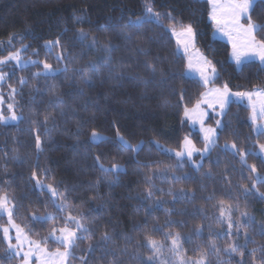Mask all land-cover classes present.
I'll use <instances>...</instances> for the list:
<instances>
[{
	"label": "trees",
	"instance_id": "obj_1",
	"mask_svg": "<svg viewBox=\"0 0 264 264\" xmlns=\"http://www.w3.org/2000/svg\"><path fill=\"white\" fill-rule=\"evenodd\" d=\"M149 6L161 15L160 24L125 27L144 16ZM168 13L193 25L197 49L216 68L215 85L226 84L232 91L264 89V67L248 62L236 68L228 59L229 46L212 39L206 2L0 0V60L21 47L38 59L14 72L4 86L15 89L12 100L20 120L15 125L0 124V195L7 193L15 204L14 223L31 240H47L42 245L50 250L58 248L49 240L52 229L64 227L70 214L83 217L90 231L81 234L84 238L73 248L69 264H82L84 255L88 264H113V250L116 264H149L152 253L146 236L163 246L152 264H179L170 251L176 234L186 264H195L205 254V264H238L239 254L224 251L229 244L246 253L243 264H253V258L257 264L264 260V159L256 153L264 145V133L254 134L249 108L229 106L216 147L199 170L188 162L180 168L166 151L180 149L187 132L185 108L194 107L204 93L201 83L185 74V58L170 35ZM252 19L264 25V0L256 1ZM81 28L87 33L83 41ZM58 39L60 45L48 51L46 42L54 45ZM257 39H264V31ZM58 55L62 59L57 60ZM43 62L51 65L53 74L43 72ZM149 65L155 66V72ZM93 131L103 138L93 142ZM117 133L141 149H126ZM37 134L42 140L39 152ZM191 138L197 148H203L198 133ZM232 144L246 154L243 161L230 149ZM97 156L105 168L115 163L121 171L102 172ZM33 172L42 187L32 179ZM149 175L154 176L151 200L145 199ZM173 176L188 179L172 183ZM49 185L62 194L57 201L65 205L63 211ZM181 189L190 199L169 195ZM243 213L254 223L247 229L242 226L239 233L233 229L229 238L228 217L233 223L246 222ZM6 223L7 218L0 216V228ZM198 227L202 231L196 235ZM105 231L112 236L107 245L101 240ZM210 242H215L219 254ZM6 252L0 231V260L18 264L16 258L8 261Z\"/></svg>",
	"mask_w": 264,
	"mask_h": 264
},
{
	"label": "snow or ice",
	"instance_id": "obj_2",
	"mask_svg": "<svg viewBox=\"0 0 264 264\" xmlns=\"http://www.w3.org/2000/svg\"><path fill=\"white\" fill-rule=\"evenodd\" d=\"M211 11L209 13V18L213 22L216 27V30L221 32L224 36H226L231 43L233 48V58L236 63L239 65L243 62L244 58H252L258 57L261 64L264 65V39H257V34L259 32L264 31V25L255 23L252 19V12L254 11V5L256 0H208ZM148 16L143 18H137L135 21H130L125 27L136 28L141 26L143 23H161V15L153 11L152 7L149 6L147 8ZM166 19H168L169 30L172 35L177 37V44L182 45L185 51V54H188L189 45L194 42L195 38V30L191 23H183L180 20H177L172 16L171 13H168ZM246 21V22H242ZM179 29V31H178ZM79 38L81 41L87 38V33L84 29H79ZM11 42V38L9 39ZM93 44H95V38H93ZM59 39L53 45L52 42H46L45 47L51 49L52 47L59 46ZM105 49H109V45H105ZM62 59V55L57 56V60ZM202 63L200 64L198 71L200 72L201 80L203 81L205 87L209 85V83L213 82L217 73L215 67L212 65V62L204 57L200 58ZM8 61H16L17 64L20 62V54L19 52L15 54L9 55L6 59L0 60V64H5ZM32 63H36L33 61ZM107 63V61H106ZM152 68V71L155 72V66L149 65ZM189 67H191V61L189 62ZM43 68L46 72H52L53 69L50 64L47 62H43ZM92 69L95 72H99L100 68L98 65H92ZM34 75H39L36 73ZM5 81V74L0 73V82ZM21 83H24L23 79H21ZM15 92V89H12ZM212 97L213 99L210 101L208 98ZM230 97H236L240 100L247 98L249 102V106L252 109V121L253 124H256L257 118L259 116L260 119H264V91L254 90L252 92H230L228 86L225 84L222 89L220 88H212L208 92L203 93L201 95V100L195 105V107L191 110L185 108L184 115L188 119H192L194 115H199V122L201 123V131L204 133V147L202 150L196 149V147L192 144V142L185 137L184 142L181 146V150L175 153L177 160L179 161V167H184L183 158L187 156L188 161H192L193 153L200 151L201 158L205 154L211 152V150L216 147V141L218 139L217 131L213 128H205L203 126V117L206 113L201 112L200 105L201 103H208L211 107L213 103H218L221 109V114H223L227 104L230 101ZM253 97H256L253 100ZM9 111L11 112L13 109V105H9ZM19 117H17L14 113L10 116L0 115V124H6L9 121H16ZM47 120V116L45 117ZM35 123V122H34ZM221 127V122L217 121V128ZM257 132L264 133V128L257 127L254 129ZM121 145L126 149L131 150L132 152H138L141 149V145H130L128 141L124 140L122 136H119L117 133ZM93 141L98 139V135L95 131L92 132ZM35 147L37 151L42 150V140L37 134ZM157 147L159 144L157 143ZM231 149L238 152L243 161L244 156L246 155L244 152L239 151L235 144H232ZM225 150L229 149V145L224 146ZM261 151L264 152V145H261ZM96 163L99 165V168L104 173L109 172H119L121 171V167L115 163L112 164L111 169L105 168L101 163V158L99 156L96 157ZM197 170H199V166H196ZM252 171L256 172L255 165L251 166ZM32 179L36 181L37 186H41V181L37 179L36 172H33ZM154 179V176H147L146 180L148 182V187L145 189V199L151 200L154 195V189L151 184V181ZM181 179H188V177H179L173 176L171 179L172 183H179ZM49 191L52 192L53 197L57 195H62L56 191L52 185H49ZM252 187H256L255 184ZM169 195H173L174 199H190L184 193V190L181 189L178 194H173L169 192ZM264 195V194H262ZM223 204V201H221ZM11 205V207H10ZM60 210L63 211V206H59ZM0 213H6L8 216V225H10L16 232L15 244L11 242V237L9 235V227H2L0 231L3 233V240L7 243V252L6 259L11 261L16 258L21 261V264H33L32 257L35 256V264H66L67 260L71 256V250L76 246L79 240H82L84 237L81 235L82 233H88L90 230L85 227L83 223V217H75L71 214L68 217V220L75 225V227H71L67 222L65 226L57 230L56 228L52 229V236L55 239V242L63 248V251H60L59 247L55 252H49L46 247H42V244H47L48 241H33L29 240L27 234L25 233L24 228L20 225L14 223V214H15V204L12 200L9 199L7 193L0 195ZM221 218L225 217V209L221 208L220 210ZM244 221L240 223H233L231 217L229 216L227 219L228 233L229 238L232 237V230L235 229L237 233L240 232L241 227L243 226L245 229L248 228V225L254 223V221L248 217L247 213H243ZM53 217H48V219H52ZM33 219H37L33 216ZM43 219V218H40ZM57 231H59V235H56ZM202 231L201 228L196 229V235H199ZM261 234H264V230L261 231ZM245 240L247 242L248 232L245 230L244 232ZM90 238V237H89ZM147 241V246L151 249V255L147 257L149 264L155 259L159 258V254L162 250V245L152 239L150 236L145 237ZM101 240L104 245H107L111 240L112 236L107 231L101 234ZM172 247L170 251H172L178 258L179 264H186V261L182 258L179 252V234H176L171 237ZM27 242L29 245L28 251L23 253L21 256V250L23 243ZM210 247L217 254H219L220 249L216 247L215 242H210ZM103 251L107 252V248H102ZM88 251H93V246L89 244ZM225 252L229 254H239L241 257V261L238 264H243V257L246 253L241 249L240 246L236 244H229L227 248L224 249ZM115 250H113V264H116V260L118 259L115 254ZM255 250H253V253ZM206 256V254H205ZM205 256H202L199 260L195 262V264H205ZM82 264H88L87 255L81 256ZM0 264H4L2 260H0ZM138 264H144V261H139ZM253 264H257L255 258H253ZM260 264H264V260L260 261Z\"/></svg>",
	"mask_w": 264,
	"mask_h": 264
},
{
	"label": "rangeland",
	"instance_id": "obj_3",
	"mask_svg": "<svg viewBox=\"0 0 264 264\" xmlns=\"http://www.w3.org/2000/svg\"><path fill=\"white\" fill-rule=\"evenodd\" d=\"M197 1L206 2L208 4V6H209V13H210L211 8H210V5L208 3V0H197ZM256 1H258V0H256ZM147 8L148 7H146L144 16L139 17V18H143V17H146V16L149 15L148 12H147ZM208 20H209V22L213 26L212 39L213 40H218V41L225 42L229 46L230 52H229L228 59H229L230 62H232L236 66V68L239 69L244 64H246L248 62H255V63H258L260 66L264 67V65L261 64V62H260V60H259L258 57L244 58L243 59V62L238 65L236 63L235 59L233 58V55H232L233 48H232L231 43H229L228 38L226 36H224L221 32H219V31L216 30L215 25L213 24V22L209 18V14H208ZM242 22H246V21H242ZM178 31H179V29H178ZM169 32H170V35L172 36V38L174 39V41L176 43V46H177V49H178L179 54H181L185 58V63H186V71H185V74H186V76H188L189 78L198 80L201 83V85L204 87V93L208 92L212 88H220V89H222L224 87V85L223 86H217V85H215V79H216L217 75H216L214 81L211 82V83H209V85L207 87H205L203 81L201 80L200 72L198 71V68H199L200 64L202 63V60L200 58L201 57L206 58V57L197 49V47L195 45V38H194V42L189 45L188 54L186 55L183 46L177 44V37L173 36L170 30H169ZM46 49L48 51L51 50L49 48H46ZM17 52H19V54H20V62H19V64H17L16 61H8L5 64H0V73L5 74V81L4 82H0V115L10 117L14 113L17 117H19V119L16 120V121H9L8 123L2 124V125H15L20 120V114L17 111V107L15 105V102L12 100L13 99L14 92L12 91V89L5 90L4 89V86L7 84V81L9 80L10 76L14 72H16L17 70H20L22 68H25L27 66L33 65L34 64V63H32L33 61H35V62L38 61L37 58H34V57L30 56L27 53V48L26 47H21L16 52L11 53V54H15ZM6 58H4V59H6ZM4 59H2V60H4ZM190 61H191V67H189V62ZM43 72L45 74H53V71L52 72H46L45 70H43ZM216 73H217V71H216ZM229 91L230 92H237V91H232L230 89H229ZM252 91H254V90H252ZM252 91H239V92H252ZM261 91H264V89H262ZM208 99L211 101L213 98L210 96ZM255 99H256V97H253V100H255ZM200 100H201V98H200ZM10 104L13 105V109H12L11 112L9 111V107H8ZM231 104L244 105L245 107L249 108V110H250V123H251V125L253 127L254 134L255 135L261 134L260 132H257L254 129H256L257 127L264 128V119H260L259 116H258L257 121H256V124H253V121H252V109L249 106V102H248L247 98H245L243 100H240V99H238L236 97H230V101L227 104V106H226L223 114H221V109H220V106H219L218 103H213L211 107L209 106L208 103H201L200 110H201V112L206 113V115L203 117V126L205 128H213V129H216L217 135H218V132H219V130H220L221 127L217 128V121L219 120L221 122V126H222L223 116H224V114L226 113V111L228 110V108H229V106ZM194 107L190 108L189 110L193 109ZM183 121H184V124L186 125L187 132L184 134V138H183V141L181 143V146H182V144L184 142L185 137H187L192 142V144L196 147L193 139L191 138V135L193 133H198L199 136H200V139L202 140V142L204 144V133L201 131V123L199 122V115L196 114V115L193 116L192 119H188L183 114ZM97 135H98V139L95 140V141H93V139L91 137V140L93 142H98V141H100L103 138L100 134H97ZM216 143H217V141H216ZM203 147H204V145H203ZM196 149L202 150L203 148L202 149H199V148L196 147ZM230 149H231V147H230ZM180 150H181V147H180L179 150H166V151H167L168 154H170L171 156H173V157H175L177 159L175 153L177 151H180ZM256 153H257V155H259L261 158L264 159V152L261 151V146L258 147ZM208 154H205L203 156V158H201L200 151H197V152H194L193 153L192 161H188L187 156H185L183 158V162H188L190 165L196 167V166H199L201 164V162L203 161V159ZM54 199H55V202L57 203V206L58 207L59 206H63V208H65V205L62 202L57 201V199H58L57 196H55ZM10 207H11V205H10ZM0 216H3L5 218H7V223L3 227H9V235L11 237V242L13 244H15V242H16L15 241L16 232H15V230L10 225H8V216H7V214L6 213H0ZM66 222L71 227H73V228L75 227V225L72 224V222L70 220H68V218L66 219ZM60 228H62V227H60ZM60 228H57V230H59ZM56 235H59V231H57ZM28 239L31 240L29 237H28ZM49 240H51L53 243H55L59 247L60 251H63V248L60 247L55 242V239L52 236V234H50ZM5 244L7 246V243H5ZM41 246L42 247H46V246H43V245H41ZM28 248H29L28 243L27 242L23 243L22 250H21V256H23V253L24 252L28 251ZM46 248H47V250L49 252H55L58 249V248H56L54 250H50V248H48V247H46ZM71 253H72L71 254V256H72L73 255V249L71 250ZM71 256L67 260L66 264H69V261H70ZM35 259H36L35 256H33L32 257L33 264H35ZM17 260H18V264H21V261L19 259H17Z\"/></svg>",
	"mask_w": 264,
	"mask_h": 264
}]
</instances>
